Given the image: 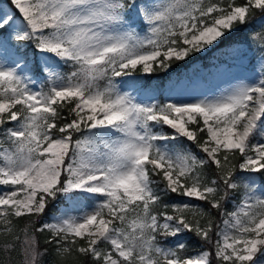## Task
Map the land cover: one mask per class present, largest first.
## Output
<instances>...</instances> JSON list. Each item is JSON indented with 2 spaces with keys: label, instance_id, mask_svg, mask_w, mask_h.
Masks as SVG:
<instances>
[{
  "label": "snow or ice",
  "instance_id": "obj_1",
  "mask_svg": "<svg viewBox=\"0 0 264 264\" xmlns=\"http://www.w3.org/2000/svg\"><path fill=\"white\" fill-rule=\"evenodd\" d=\"M248 28L254 79L147 83ZM8 52L0 264H264V0H0Z\"/></svg>",
  "mask_w": 264,
  "mask_h": 264
},
{
  "label": "rangeland",
  "instance_id": "obj_2",
  "mask_svg": "<svg viewBox=\"0 0 264 264\" xmlns=\"http://www.w3.org/2000/svg\"><path fill=\"white\" fill-rule=\"evenodd\" d=\"M259 19L258 17L256 23L257 28H259ZM251 32L252 28L242 31L240 39L227 44L232 45V47L221 45L218 49H214L212 52L207 53V55L198 54L190 57L187 61V66L183 67L180 72H172L164 81L152 78L148 80L147 83L155 87L161 83L167 84L169 81H176L178 79L185 80L189 77H193L195 73L199 72L200 76L204 78V84L210 82L208 87H204L201 90L215 91L216 87L225 86L226 83L235 76L254 79L259 73L260 54L256 51L255 47L250 45L249 33ZM27 55L30 61L29 66L31 67V62L33 61V52L31 49H29ZM0 56L4 57L6 63H11L16 59L15 55L11 52L0 53ZM36 61L40 62L39 54H36ZM64 71L67 72L68 69H64ZM145 83L143 79L139 81L129 79L128 82L123 85V89L137 96V98L143 100L144 103L150 102L148 99L149 96L157 95L159 99H163L167 94L166 92L153 93L150 88L142 87ZM256 187L259 188V180H257ZM59 208L62 210L63 205H60ZM58 214V209L55 208L45 219L50 220L54 215ZM187 240L183 242L185 243ZM191 254H193V252H191L190 255Z\"/></svg>",
  "mask_w": 264,
  "mask_h": 264
},
{
  "label": "trees",
  "instance_id": "obj_3",
  "mask_svg": "<svg viewBox=\"0 0 264 264\" xmlns=\"http://www.w3.org/2000/svg\"><path fill=\"white\" fill-rule=\"evenodd\" d=\"M258 17H259V16H258ZM258 17H257V18H258ZM241 36H242V32L236 33L235 35L229 37L228 40L224 41V44H222V45H227V44L230 43V42L236 41V40L240 39ZM202 57H203V56H202ZM187 63H188V62L183 63V64H181V65L174 66V67H173L172 69H170V70H173V69L179 70V69H181V67L183 68V67L187 66ZM167 77H168V74L165 75V74L161 73V74L159 75V77H157V76H153L152 78L157 79V80H164V79L167 78ZM152 78H151V79H152ZM167 199H169V198H168V197H165V200H167ZM54 209H55V207L52 208V209H50V210H49V213H51L52 211H54ZM49 213H48V215H49ZM45 218H46V217H45ZM185 243H186L187 246H188L189 254L192 252L193 249H199V248H201L200 242L197 241L194 237L189 238V239L187 240V242H185Z\"/></svg>",
  "mask_w": 264,
  "mask_h": 264
}]
</instances>
